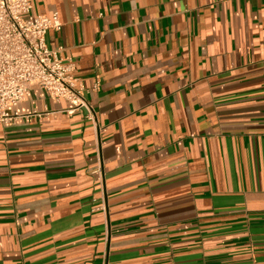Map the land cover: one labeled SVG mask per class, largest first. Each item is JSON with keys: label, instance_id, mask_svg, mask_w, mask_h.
<instances>
[{"label": "crops", "instance_id": "obj_1", "mask_svg": "<svg viewBox=\"0 0 264 264\" xmlns=\"http://www.w3.org/2000/svg\"><path fill=\"white\" fill-rule=\"evenodd\" d=\"M85 110L0 122V264H264V0H32Z\"/></svg>", "mask_w": 264, "mask_h": 264}, {"label": "built area", "instance_id": "obj_2", "mask_svg": "<svg viewBox=\"0 0 264 264\" xmlns=\"http://www.w3.org/2000/svg\"><path fill=\"white\" fill-rule=\"evenodd\" d=\"M62 25L58 12L34 13L32 0H0V122L13 124L22 117L47 115L15 109L32 86H39L52 98L70 102L69 113L85 110L86 118L98 126L87 90L72 73L74 63L64 61L47 44L48 31Z\"/></svg>", "mask_w": 264, "mask_h": 264}]
</instances>
